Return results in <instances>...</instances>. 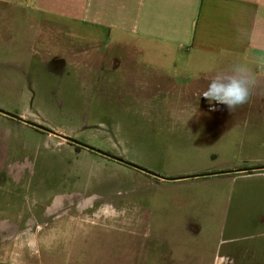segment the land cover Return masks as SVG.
Listing matches in <instances>:
<instances>
[{
  "label": "rangeland",
  "instance_id": "1",
  "mask_svg": "<svg viewBox=\"0 0 264 264\" xmlns=\"http://www.w3.org/2000/svg\"><path fill=\"white\" fill-rule=\"evenodd\" d=\"M70 30H47L37 44L49 51L43 71L32 64L10 69L0 48V110L176 180H158L0 114V228L20 231L8 254L20 264H133L148 247L150 209L163 225L216 221L232 190L228 175L191 176L254 166L264 140L253 126L263 125L229 117L225 105L203 97L202 68L130 48L86 50L89 38ZM53 55L59 62L47 64ZM248 99L237 109L250 107ZM262 99L254 96L252 106ZM139 232L141 247L134 245Z\"/></svg>",
  "mask_w": 264,
  "mask_h": 264
},
{
  "label": "crops",
  "instance_id": "2",
  "mask_svg": "<svg viewBox=\"0 0 264 264\" xmlns=\"http://www.w3.org/2000/svg\"><path fill=\"white\" fill-rule=\"evenodd\" d=\"M70 28L72 36L89 38L86 50L130 48L171 64L183 59L188 67L202 68L206 81L231 75L236 65L245 67L251 108L228 110V116L245 117L242 122L260 119L263 127L253 128L264 140V0H0V48L9 53L12 70L32 64L43 71L47 50L37 44L46 42L47 30ZM254 96L263 97L260 108L252 106ZM250 162L254 166L210 173L228 175L232 183L215 222L163 225L153 221L150 209L148 247L133 264H213L217 254L228 257L229 264H264V153ZM240 181L259 184L233 188ZM11 229L0 228V264H20L8 256L9 245L21 234ZM140 237L134 243L139 247Z\"/></svg>",
  "mask_w": 264,
  "mask_h": 264
},
{
  "label": "clouds",
  "instance_id": "3",
  "mask_svg": "<svg viewBox=\"0 0 264 264\" xmlns=\"http://www.w3.org/2000/svg\"><path fill=\"white\" fill-rule=\"evenodd\" d=\"M248 71L241 65L233 67L231 75L218 74L211 78L202 96L208 101H214L226 106L229 111L243 105L249 97ZM213 264H229V258L216 255Z\"/></svg>",
  "mask_w": 264,
  "mask_h": 264
},
{
  "label": "water",
  "instance_id": "4",
  "mask_svg": "<svg viewBox=\"0 0 264 264\" xmlns=\"http://www.w3.org/2000/svg\"><path fill=\"white\" fill-rule=\"evenodd\" d=\"M0 114H1L2 116H5V117L10 118V119H12V120H15V121H17V122H20V123H22V124H24V125H27V126L33 128V129H35V130H38V131H41V132H45V133H48V134L53 135V136H55V137L61 138L62 140L66 141L67 143L72 144V145H74V146H76V147L86 149V150H88V151H90V152L96 153V154L101 155V156H103V157H105V158H108V159H110V160L116 161V162H118V163H120V164H123V165H125V166L131 167V168H133V169H135V170H138V171H140V172H142V173H144V174H146V175H149V176H151V177H153V178H156V179H158V180H161V181H171V180H176V179H168V178H164V177L159 176V175H157V174L151 173V172H149V171H147V170H145V169H143V168H141V167H139V166H137V165H134V164H131V163H129V162H126V161L123 160V159H120V158L114 157V156H112V155H109V154H107V153H104V152H102V151H100V150H97V149L91 147V146H88V145H86V144L80 143V142H78V141H76V140H73V139H71V138H69V137H66V136H64V135H60V134H58V133H56V132H54V131H51V130H49V129H46V128H44V127L38 125V124H35V123H32V122L26 121V120H24V119H22V118H20V117H18V116H15V115L9 114V113H7V112H5V111H3V110H0ZM242 171H246V170H242ZM212 175H217V174H205V175H201V176H191V177H192V178H198V177H205V176H212ZM188 178H190V177H188ZM178 179H179V178H178Z\"/></svg>",
  "mask_w": 264,
  "mask_h": 264
},
{
  "label": "flooded vegetation",
  "instance_id": "5",
  "mask_svg": "<svg viewBox=\"0 0 264 264\" xmlns=\"http://www.w3.org/2000/svg\"><path fill=\"white\" fill-rule=\"evenodd\" d=\"M57 62H59V58H57V56H49V59H48V61H47V64L48 63H51V64H54V63H57ZM249 98L251 99V97L249 96ZM249 100V99H248ZM250 106V105H249ZM251 108V106L250 107H248V109H250Z\"/></svg>",
  "mask_w": 264,
  "mask_h": 264
}]
</instances>
